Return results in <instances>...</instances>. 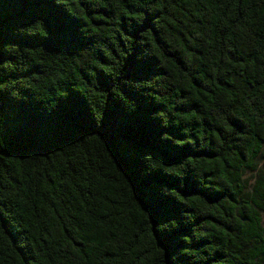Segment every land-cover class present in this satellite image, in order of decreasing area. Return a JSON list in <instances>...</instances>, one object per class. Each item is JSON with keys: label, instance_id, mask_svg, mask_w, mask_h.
<instances>
[{"label": "trees", "instance_id": "1", "mask_svg": "<svg viewBox=\"0 0 264 264\" xmlns=\"http://www.w3.org/2000/svg\"><path fill=\"white\" fill-rule=\"evenodd\" d=\"M263 213L264 0H0V264H264Z\"/></svg>", "mask_w": 264, "mask_h": 264}, {"label": "rangeland", "instance_id": "2", "mask_svg": "<svg viewBox=\"0 0 264 264\" xmlns=\"http://www.w3.org/2000/svg\"><path fill=\"white\" fill-rule=\"evenodd\" d=\"M245 177L248 179L249 183H253V181L255 180V175H253L252 172H248ZM263 219H264V213H263Z\"/></svg>", "mask_w": 264, "mask_h": 264}]
</instances>
